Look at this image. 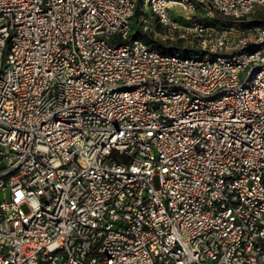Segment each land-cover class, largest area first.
<instances>
[{"label": "built area", "instance_id": "1", "mask_svg": "<svg viewBox=\"0 0 264 264\" xmlns=\"http://www.w3.org/2000/svg\"><path fill=\"white\" fill-rule=\"evenodd\" d=\"M142 1L189 54L136 0H0V264H264V23L189 14L264 0Z\"/></svg>", "mask_w": 264, "mask_h": 264}, {"label": "rangeland", "instance_id": "2", "mask_svg": "<svg viewBox=\"0 0 264 264\" xmlns=\"http://www.w3.org/2000/svg\"><path fill=\"white\" fill-rule=\"evenodd\" d=\"M180 10L178 7H172L170 9V15L172 18H175L177 20H182L183 19V15H180ZM182 13H184L181 10ZM191 18L193 19H198L201 20L203 22L204 25L206 26H211V25H222V26H230V25H223L219 22L214 21L213 18H206V17H202L199 14L195 15V14H191L189 13ZM145 17L148 19V23L151 29H146L144 30L142 28V21L141 18ZM255 19H264V8H258L252 15H250L249 18H245V19H241L238 20L236 23L232 24V25H240L241 28L250 26L252 24H254L252 22V20ZM140 31V35H138L137 37H140L142 40H144L145 42L149 43V44H153V40H160L162 42H167L168 44H171L173 46L176 47H180V48H187V49H192L194 48V46H192L189 42L187 41H183L181 39H170L168 36L170 35L168 33V31L164 30L158 23L157 19L155 18V16L153 14H150L149 10L147 7H145V4L142 0H136V8L134 11V14L132 16V25H131V33L133 34L137 31ZM136 38V37H134ZM194 43V42H193ZM195 44V43H194ZM183 53V52H181ZM187 54H189L190 52H186ZM23 208L26 210V206L23 205Z\"/></svg>", "mask_w": 264, "mask_h": 264}, {"label": "trees", "instance_id": "3", "mask_svg": "<svg viewBox=\"0 0 264 264\" xmlns=\"http://www.w3.org/2000/svg\"><path fill=\"white\" fill-rule=\"evenodd\" d=\"M214 21L219 22L223 25H232L234 23L237 22V20H235L234 18L228 17V16H224L220 13H216L214 16ZM253 23H264V19H255L252 20ZM140 31L138 30L137 32L130 34L129 38L124 40V41H129L131 39H133L134 37H137ZM121 42L120 40H118V43ZM154 46H156L157 48H159L161 51L165 52V51H171V52H181L184 50V52H189V49L187 48H180V47H176L173 46L171 44H168L167 42H162L160 40H153V44Z\"/></svg>", "mask_w": 264, "mask_h": 264}]
</instances>
